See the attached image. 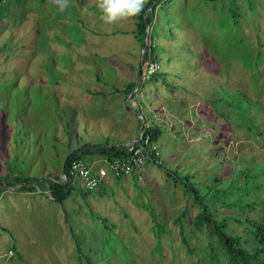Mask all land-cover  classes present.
Masks as SVG:
<instances>
[{
  "label": "rangeland",
  "instance_id": "374dc122",
  "mask_svg": "<svg viewBox=\"0 0 264 264\" xmlns=\"http://www.w3.org/2000/svg\"><path fill=\"white\" fill-rule=\"evenodd\" d=\"M97 2L68 0L63 10L53 0L5 2L0 175L13 165L15 174L35 176L29 181L35 188H7L0 196V264H230L222 250L217 256L209 249L215 259L203 251L208 232L186 229L194 248L188 251L177 217L186 210L192 219L198 207L167 170L188 173L202 195L215 190L203 180L222 177L219 191L207 194L218 217L233 194L234 203H242L239 196L258 201L245 216L264 220V0L162 1L154 26L161 69L136 90L130 106L163 128L158 144L165 169L149 163L137 180L109 176L105 189L87 195L76 177L60 204L45 180L61 175L69 151L86 142L125 143L143 121L126 105L127 93L116 91L139 68L143 46L135 20L106 23ZM83 158L107 166L102 155ZM243 164L254 166L249 193L240 191V178L231 187L225 174ZM227 225L251 247L245 225L231 219ZM12 244L21 258L11 260Z\"/></svg>",
  "mask_w": 264,
  "mask_h": 264
},
{
  "label": "trees",
  "instance_id": "16d2710c",
  "mask_svg": "<svg viewBox=\"0 0 264 264\" xmlns=\"http://www.w3.org/2000/svg\"><path fill=\"white\" fill-rule=\"evenodd\" d=\"M8 0H0V23L3 19L4 13H5V2ZM20 0H18L19 2ZM155 0H147L144 4V8L140 14L137 16L131 17L135 20L136 28L134 31V34L137 38L138 41L141 42L142 46L145 44V37H146V20H145V10L146 8ZM164 0H158V3H156L148 12H147V20L149 21L151 25V41H150V46L149 50L146 53L144 60H143V75L141 78V84L140 87L143 86V82L146 79H152L156 78L157 74L160 71H157L154 73L150 78H146V66L147 64L152 61V60H158V55L156 54V49L158 48L157 43L154 42L155 38L158 36V32L155 29V25L158 23V8L161 2ZM250 2V1H249ZM233 16L235 18L236 24L239 22V15L237 12V9H234ZM160 48V47H159ZM4 49L3 44L0 45V51ZM261 51V49H259ZM259 52V54H261ZM177 86V84H176ZM135 87V82H133L129 86V92L132 91ZM139 87V88H140ZM178 87V86H177ZM136 94L134 93L132 95V98H136ZM249 103L254 102V100L247 98ZM249 108V107H246ZM142 122V120H141ZM163 128L159 124H149L147 122V126L145 127V130L143 132V137L149 136L150 138V145H157L159 147V150H153L152 154V159L149 160V163H154L157 164L162 169H165V160L164 157H162L161 153V147L158 144V141L160 137L163 134ZM146 135V136H145ZM111 142L107 140L105 143L101 144V147H94V148H88V147H83L75 151L68 159L67 162V169H69L70 163L74 159H82L84 160V156L88 155H102L107 158L108 161L113 162L116 160L119 161H125L131 156L132 149L130 146H136L139 143L133 144V145H114L110 144ZM99 143L96 142H86L84 145H98ZM112 145V146H110ZM72 148V147H70ZM157 149V148H155ZM160 151V152H158ZM158 152V153H157ZM122 156V158H121ZM120 157V158H119ZM160 161V162H159ZM91 165V164H90ZM256 165L255 167H257ZM8 172L5 175H0V183L6 184V185H17L25 182H29L31 179L35 178V176L31 175H26L24 174V171L21 170L19 174H15L12 170L15 168L13 165H8ZM178 167L174 170H167L169 176L176 182L182 184L184 187V192L192 196L194 201L196 203H190L191 206H196L198 207V212L193 215L192 219L189 215V211L182 210L181 215L177 217V221L180 223V230H181V236H182V241L183 243L188 247V251L190 253L194 252V248L189 246V237H188V232L192 233L194 231H198L200 233L203 232H208V242L205 243L203 246V251L207 252L209 255L210 251L209 249L212 250V252H215L217 256H219V252L217 251H223L225 255L227 256V263L229 262L230 264H264V220L259 219L255 216H245L247 213L246 209H254L256 208V205L258 204V201H246V199H243L241 196L240 198L242 203H234L232 202L230 196L229 199H225L224 203H221V209L224 208L225 211L222 213L220 217H218V212L217 208L214 205H210L208 203V191L213 192L212 195H215L220 188V181L221 178L219 176H213V183L210 181L206 180H201L203 183H207L206 185L212 184L214 186V191L212 187L203 195L198 191V188L191 183L190 181V175L186 173L185 175H180L178 172ZM253 172H254V166H248L246 164L242 165V168L237 169L236 167H231L228 168L227 172L229 176V182L230 186L234 187L235 182L239 180V178L242 180L243 185H241V188L245 187V190H240L241 192L246 191L247 193L250 192L251 190V185L248 184L247 182L250 180V178L253 177ZM124 173L118 174L115 176L116 179H120L121 177H125L127 175H123ZM222 175V174H221ZM129 176L133 177V180H137V174L132 173ZM224 176V175H222ZM139 177V176H138ZM55 180H50L46 179L45 183H47V187L49 188V191L52 195V197L60 204H63V202L66 200V198L72 193L74 189V177L70 175L68 172V177L66 180L59 182L57 179H59V176H52ZM248 179V180H245ZM245 180V181H244ZM201 182V184H203ZM200 183V181H199ZM190 185H192L190 187ZM257 186V185H256ZM100 187V186H98ZM35 185H28L25 187H22L21 189H26V190H31L34 189ZM7 189L6 186H0V196L2 192ZM95 189V188H94ZM93 189H86L83 188L84 193L87 195L90 191ZM226 190V189H223ZM245 194V193H244ZM227 195H225L224 198H226ZM233 209V210H232ZM244 211V212H240ZM239 213V216L237 215ZM243 217H245L243 219ZM232 220L235 223H238L239 225H245V228L249 230L248 233L251 234L252 236V245L250 248L246 246L248 243V240H244L243 237L241 236L240 233L233 232L229 233L227 231V222L229 220ZM188 222L189 223V228H185L184 223ZM159 223L156 222L153 226L154 230L156 231L157 234H160V230L157 229ZM187 229V233H186ZM10 249L13 250L14 254L11 260H14V257L21 258V252L17 250V245L12 244ZM82 253V252H81ZM83 254V253H82ZM212 259H215L214 257L216 255L210 254ZM10 260V261H11ZM217 263H220L217 261Z\"/></svg>",
  "mask_w": 264,
  "mask_h": 264
},
{
  "label": "built area",
  "instance_id": "2783aa9c",
  "mask_svg": "<svg viewBox=\"0 0 264 264\" xmlns=\"http://www.w3.org/2000/svg\"><path fill=\"white\" fill-rule=\"evenodd\" d=\"M160 69L161 64L158 60L150 61L146 66V78H150ZM138 143L139 144L136 146H130L132 149L131 156L125 161L116 160L110 162L107 160V166L95 167L92 164L90 165L86 163L82 159H74L70 163L68 172L74 177V179L76 177L80 178L81 186L86 189L97 188L109 176L115 177L121 173H124L123 175L127 176L136 173L141 177L147 169L149 160L152 159L153 150H159L160 148L157 147V145H150L149 136L144 138L142 135V138ZM10 252L12 253L13 250L10 249Z\"/></svg>",
  "mask_w": 264,
  "mask_h": 264
},
{
  "label": "water",
  "instance_id": "95a60500",
  "mask_svg": "<svg viewBox=\"0 0 264 264\" xmlns=\"http://www.w3.org/2000/svg\"><path fill=\"white\" fill-rule=\"evenodd\" d=\"M158 3V0H155L153 1L145 10V20H146V37H145V44L142 48V52H141V55H140V63H139V68H138V73H137V78H136V83H135V88L133 89V92L131 93V95L129 96L128 100L131 99L132 95L136 92V90L140 87V84H141V78H142V75H143V60H144V57L146 55V53L148 52L149 50V46H150V41H151V25L149 23V21L147 20V12L156 4ZM127 105H128V101H127ZM129 109H131V107L128 105ZM136 112V111H135ZM138 114H140L141 116H143V121H142V124L139 128V132H138V137L128 143H125L126 145H133V144H136L138 143L141 138H142V135H143V132L145 130V127L147 126V120L146 118L144 117V115L141 113V112H136ZM102 145H83V146H79V147H75V148H72L69 153L67 154V156L65 157L64 161H63V164H62V172H61V175L59 176V179H57V181L59 182H62L64 180H66V178L68 177V170H67V162H68V159L69 157L75 152L77 151L78 149L80 148H83V147H90V148H94V147H101ZM112 146V145H110ZM50 180H55L54 178H49ZM41 180V179H39ZM38 180V181H39ZM37 182V181H35ZM33 182H25V183H21V184H17V185H4L6 186L7 188H10V189H20L22 187H25V186H28V185H31Z\"/></svg>",
  "mask_w": 264,
  "mask_h": 264
},
{
  "label": "clouds",
  "instance_id": "9594fccd",
  "mask_svg": "<svg viewBox=\"0 0 264 264\" xmlns=\"http://www.w3.org/2000/svg\"><path fill=\"white\" fill-rule=\"evenodd\" d=\"M53 2L61 10L68 5V0H53ZM144 4L145 0H98L96 8L104 22L114 23L123 18L137 16L142 12ZM83 11L86 12L87 8Z\"/></svg>",
  "mask_w": 264,
  "mask_h": 264
},
{
  "label": "crops",
  "instance_id": "0c3cea01",
  "mask_svg": "<svg viewBox=\"0 0 264 264\" xmlns=\"http://www.w3.org/2000/svg\"><path fill=\"white\" fill-rule=\"evenodd\" d=\"M135 31V29L133 30V32ZM136 37V36H135ZM140 59V58H139ZM137 73H138V68H137V71H136V77L135 78H133V79H131L130 81H128L124 86H123V89H119V90H116L117 92H119V91H125V93H127V97L128 96H130L131 95V93L133 92V90L132 91H130L129 92V86L133 83V82H135L136 83V78H137ZM135 88V87H134ZM89 94V93H88ZM109 94V93H108ZM134 99H136V98H134ZM133 100V98L131 97V99H130V101L129 100H127L128 101V105L130 106V102ZM126 105H127V102H126ZM127 105V106H128ZM132 109H134L136 112H140V111H142V109L139 107V106H137V107H134V106H130ZM144 115V114H143ZM141 117V116H140ZM141 124H142V122H141V118H140V121L138 122V124H137V126L136 127H139L140 128V126H141ZM138 132H139V130L137 131V133L136 134H134L135 136H128V139L127 140H125V143H128V142H130V141H132V140H134V139H136L137 137H138ZM125 143H121V144H119V145H122V144H125ZM105 158V162L107 161V158L106 157H104ZM149 167V166H148ZM114 179H116V178H114ZM75 180V179H74ZM110 183V180L108 181V179H106L105 181H103L102 183H101V185H100V187H97V188H99V189H105V187H107L108 186V184ZM20 251V250H19Z\"/></svg>",
  "mask_w": 264,
  "mask_h": 264
},
{
  "label": "bare ground",
  "instance_id": "6f19581e",
  "mask_svg": "<svg viewBox=\"0 0 264 264\" xmlns=\"http://www.w3.org/2000/svg\"><path fill=\"white\" fill-rule=\"evenodd\" d=\"M146 136V135H145ZM120 158V157H119ZM121 158H122V156H121Z\"/></svg>",
  "mask_w": 264,
  "mask_h": 264
}]
</instances>
